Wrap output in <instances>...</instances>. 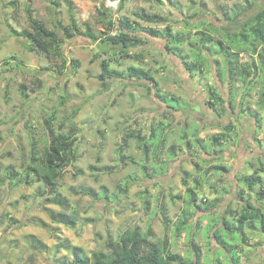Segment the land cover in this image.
Wrapping results in <instances>:
<instances>
[{
    "label": "rangeland",
    "instance_id": "rangeland-1",
    "mask_svg": "<svg viewBox=\"0 0 264 264\" xmlns=\"http://www.w3.org/2000/svg\"><path fill=\"white\" fill-rule=\"evenodd\" d=\"M263 2L127 0L119 9L120 0H30L32 18L48 30H54L55 24L63 29L73 18L80 31L89 28L102 36L107 33L106 26L118 25L123 17L136 23L140 32L135 35L146 43L129 52L142 54L140 65L157 81L158 93L174 96L182 103L178 111H172L162 104L155 89L134 78L108 80L109 89L101 92L96 77L105 56H97L101 49L82 36L66 40L63 66L59 60L28 50L23 37L11 32L30 31L25 0H0V264H73L72 247L90 256L104 249L108 236L116 238L130 226L142 232L150 229L153 241L167 240L172 251L188 264H232L213 231L223 228L222 217L233 224L235 216L226 212L238 213L245 199L264 208V173L254 176L263 179L262 185L258 182L249 189L245 182L253 169L264 166V104L260 102L264 84L249 43L239 52V61L253 62L259 70L255 82L245 87L225 74L228 68L215 42L227 44L224 28L230 34L237 33L240 24L257 13ZM142 12L168 20L149 23L139 17ZM224 13L238 16L239 25L233 23L229 28ZM165 26L180 31L184 42L177 49L189 63L197 57L199 28L212 36L213 41L207 43L211 51H202L207 61L201 70L188 72L168 51ZM150 28L158 29V35L149 33ZM257 49L262 52L261 47ZM114 53L108 54L109 68L116 73L125 75L128 67L138 65ZM74 60L77 66L72 64ZM210 87L220 94L218 111L208 104ZM52 112L54 127L61 128L58 131L68 133L71 121L79 129L75 147L78 161L74 169H67L58 187L78 214L72 228L47 217V210L60 208L35 197L41 187L37 182L13 186L7 178L10 170L22 172L31 141L42 146V127ZM253 115L261 117L259 129ZM230 122L234 125L232 138L219 157L208 155L211 151L188 149L181 140L182 131L189 134L188 128L197 126L202 129L200 137L209 143L211 136ZM159 123H168L170 132L157 161L151 156L146 161L135 138L129 139L123 152L134 163L117 160L121 134L134 130L147 137L150 125ZM172 145L174 155L168 151ZM216 165L224 169L213 168ZM195 181L200 184L196 186ZM187 188L196 192L201 211L188 205ZM161 204L166 222L159 213ZM243 231L244 242L240 235L236 240H230L229 234L225 237L236 245L238 263L264 264V226L247 224Z\"/></svg>",
    "mask_w": 264,
    "mask_h": 264
},
{
    "label": "trees",
    "instance_id": "trees-1",
    "mask_svg": "<svg viewBox=\"0 0 264 264\" xmlns=\"http://www.w3.org/2000/svg\"><path fill=\"white\" fill-rule=\"evenodd\" d=\"M126 1L127 0H120L119 9H122V6ZM11 4L14 5V3ZM25 12L30 31L18 32L11 29V32L15 36L23 37L28 50H31L40 56L45 54L46 57H52L53 59L59 60L63 66V64H65L64 45L66 40L82 36L90 42L98 45V50H101L97 56H105L100 63V74L96 77L101 83V92H105L109 89L107 83L108 80L134 78L146 82L147 84L145 85H149L152 89H155L157 92L156 96L161 99L162 104L165 105L166 108L171 109L172 111H178L180 107L183 106L176 97L172 96L171 98H168L166 95L158 93L160 89L157 81L153 75L150 74L148 69L146 70L140 65L143 62L142 54H130V49H138L146 43V40L140 35H135L140 32V29L136 27V23L133 21L123 17L118 25H114L115 23L109 24L108 22L107 24L109 25L104 29L107 30V33H104V31L102 36H96L89 28H86L85 31H80L75 25L73 18L71 19V23L63 29L59 24H55L54 30H48L45 26L32 18L30 0H25ZM224 15L229 28L233 23L239 25L238 16L235 17V15L232 18L227 13H224ZM139 17L143 21L149 23L166 22L168 20L166 17H160L158 14H147L145 12H142ZM60 29L63 30L62 36L59 35ZM223 32L227 44H224L223 41H216L215 43L223 55L224 66L228 68L226 69L227 72L225 74H229V76L233 77L235 80H240L246 87L251 86L255 82L257 71L260 67L263 74L262 82L264 84V2L257 13L253 14L240 24V30L237 33L234 32L230 34L225 31V28ZM149 33L157 36L159 30L150 28ZM196 36H198L195 41L197 57H195L193 63H189L186 61V57L182 52L177 49L178 46L184 42L180 31H173L170 26H165L163 30V37L167 38L165 47L169 52H172L182 61L188 72L194 71L195 69L201 70L204 63L207 61L203 59L202 51L204 49L211 51L210 48L207 47V43L213 41L212 36L201 31L200 28L199 31L196 32ZM247 43H249L248 47L252 54L257 56L259 67L253 62L240 63L239 52L244 50L243 46ZM258 46L262 48V52L258 51ZM236 49L238 50L237 52L235 51ZM113 52H115L114 54L116 55L122 54L124 57L130 58L138 65L128 67L125 75L116 73L109 68L111 56L108 54H112ZM201 60L203 62H201ZM72 64L77 66L75 60ZM16 66L20 67L21 64L17 63ZM62 66L58 68L60 73ZM262 95L260 102L264 104V93ZM219 100V92H217L215 88L210 87L208 104L215 111H218ZM230 101L229 98V105L232 107ZM76 113L77 111L74 112V115ZM252 118L256 122V128L259 129L261 117L253 115ZM54 120L55 113L52 112L49 114V118L45 120V125L42 127L44 130L42 146H39L37 142L31 141L29 144L27 164L22 167V172L17 173L10 170L7 173V178L13 186L18 183L28 186L33 181L37 182L41 187L38 189L35 197L44 198L50 204L60 208L59 211H54L52 209L47 210V217L54 223L63 224L72 228L78 221V214L70 207L69 201L60 194L58 187L59 181L64 173L67 172V169H74L75 164L78 161L75 147L78 142L77 131L79 129L76 130V125L71 121L69 123V127L71 128L70 131L64 134L57 130L61 129L60 127L57 129L54 127L52 123ZM169 127L168 123H159L158 125L152 124L150 125L149 135L147 137H141V133L134 130L121 134L119 150L116 153L117 160L131 161L134 163V161L123 152L129 139L135 138L138 143V148L143 152L146 161L149 159V156H151L154 161H157L159 155H161V151L167 144V137L170 132ZM220 128L221 132L212 135L209 143H202L203 140L200 138L202 129H199L197 126L192 127V129L188 128L191 130L189 134H187L186 131H182L181 140L188 149L195 147L199 148L198 150L211 151L208 155L213 153L218 155L220 151H223L224 146L232 138L234 125L230 122L226 125H222ZM99 132L103 134L101 131ZM208 145L209 149H207ZM151 148L152 152L150 151ZM168 151H171V155H174V146L172 145L169 147ZM213 168H219L222 170L224 169V166L216 165ZM142 169L143 171L146 170V166L142 165ZM260 172L264 173L263 165L253 169L252 175H248V179H246L247 181L245 180V182L249 189L255 186L258 182L262 185L263 179L259 176L254 177ZM15 176H18V179H16ZM183 182L186 183L185 178L183 179ZM199 184L200 181H195L196 186ZM125 190H127V188ZM186 192L188 196V205H190V207L198 208L201 211L202 209L200 205L197 204L198 199L194 189L187 188ZM102 193L105 195L106 190ZM262 194L264 195V191ZM146 204H148L147 201ZM159 213L161 214L163 221L166 222L168 219L163 204L160 205ZM226 213H233L235 221L231 224L222 217L221 223L223 228L221 230L217 229L216 231H213V235L217 239L220 247L224 249L231 258V263L239 264L238 254L235 250L236 245L227 242L225 237L229 234L230 240H236L238 239V235H240L242 236L241 240L243 242L246 241L247 238L244 236L243 229L247 224L252 225L259 223L260 226H264V208L255 207L249 203L248 199H245L244 205L238 213L231 210H227ZM181 230L182 227H179L177 231L178 235L181 233ZM221 234L224 235L222 236ZM34 243L36 242L34 241ZM239 251H241V248ZM71 254L73 264H188L181 255L172 251V246L167 240L162 239L153 241L150 229L142 232L139 228L132 226L124 229L116 238L108 236L104 243V249L101 251L93 252L90 256H84L83 251L80 248L72 247Z\"/></svg>",
    "mask_w": 264,
    "mask_h": 264
},
{
    "label": "crops",
    "instance_id": "crops-1",
    "mask_svg": "<svg viewBox=\"0 0 264 264\" xmlns=\"http://www.w3.org/2000/svg\"><path fill=\"white\" fill-rule=\"evenodd\" d=\"M263 118V117H262ZM253 120V119H252ZM203 141H202V143H204L205 142V139L204 138H202V137H200ZM197 150L199 149V148H196ZM200 151V150H199ZM202 151V150H201Z\"/></svg>",
    "mask_w": 264,
    "mask_h": 264
}]
</instances>
